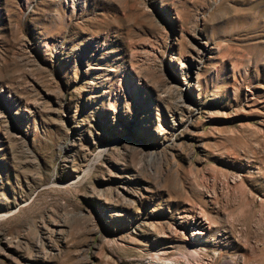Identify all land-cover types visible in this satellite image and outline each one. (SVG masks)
Returning a JSON list of instances; mask_svg holds the SVG:
<instances>
[{
  "label": "rangeland",
  "instance_id": "1",
  "mask_svg": "<svg viewBox=\"0 0 264 264\" xmlns=\"http://www.w3.org/2000/svg\"><path fill=\"white\" fill-rule=\"evenodd\" d=\"M0 264H264V0H0Z\"/></svg>",
  "mask_w": 264,
  "mask_h": 264
},
{
  "label": "bare ground",
  "instance_id": "2",
  "mask_svg": "<svg viewBox=\"0 0 264 264\" xmlns=\"http://www.w3.org/2000/svg\"><path fill=\"white\" fill-rule=\"evenodd\" d=\"M195 253V252H194ZM186 254V253H185ZM193 256V255H192Z\"/></svg>",
  "mask_w": 264,
  "mask_h": 264
}]
</instances>
